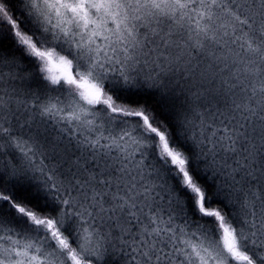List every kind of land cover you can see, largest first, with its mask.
Returning <instances> with one entry per match:
<instances>
[{"label": "snow or ice", "instance_id": "obj_1", "mask_svg": "<svg viewBox=\"0 0 264 264\" xmlns=\"http://www.w3.org/2000/svg\"><path fill=\"white\" fill-rule=\"evenodd\" d=\"M0 264H264V0H0Z\"/></svg>", "mask_w": 264, "mask_h": 264}]
</instances>
